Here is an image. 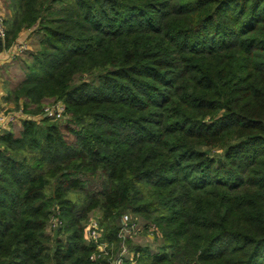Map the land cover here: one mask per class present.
Masks as SVG:
<instances>
[{"label": "trees", "instance_id": "1", "mask_svg": "<svg viewBox=\"0 0 264 264\" xmlns=\"http://www.w3.org/2000/svg\"><path fill=\"white\" fill-rule=\"evenodd\" d=\"M9 7L8 43L42 37L6 98L41 116L0 135V264H111L127 212L156 227L135 264H264V0Z\"/></svg>", "mask_w": 264, "mask_h": 264}, {"label": "built area", "instance_id": "2", "mask_svg": "<svg viewBox=\"0 0 264 264\" xmlns=\"http://www.w3.org/2000/svg\"><path fill=\"white\" fill-rule=\"evenodd\" d=\"M0 39L2 42V49L6 45L7 39V29L5 24V19L3 14L0 11ZM15 50H24L26 48V42L20 41L18 43L13 44ZM3 95V91L0 83V107H1V97ZM65 111V105L62 101H50L47 102L43 107V116H50L52 119H59L63 116ZM41 114L31 115L24 112L23 107L19 106L15 110L1 109L0 108V135L8 129V126L17 122L22 121L23 119H39ZM53 220L54 223L60 224V221L52 217L50 221ZM121 222V231L120 236L123 238V242L121 244V249L118 255L112 260L111 264H135V258L137 257V253L134 250H130L127 245L126 233H142L147 231L148 236L153 237L156 231V227L154 225H144L140 223L137 218L131 217L128 213H124L120 217ZM85 233L87 237L95 244V251L91 255V259L95 260L97 258H101L108 252L109 244L101 239V232L99 229V224L94 217L88 218L85 224ZM130 236V235H129Z\"/></svg>", "mask_w": 264, "mask_h": 264}, {"label": "rangeland", "instance_id": "3", "mask_svg": "<svg viewBox=\"0 0 264 264\" xmlns=\"http://www.w3.org/2000/svg\"><path fill=\"white\" fill-rule=\"evenodd\" d=\"M0 11L3 14V17L6 21V11L4 10V6L0 4ZM42 37V34L39 33L37 30L35 31H30L26 38V48L22 51L17 50V54L9 60L2 62L0 65V83L3 92L8 95V92L13 90L18 83L24 78L25 76V60H30V56L34 54L37 49L39 48V40ZM29 41V43H28ZM78 77H75V80H77ZM3 94L2 97L5 95ZM1 97V98H2ZM6 97V96H5ZM7 99V98H6ZM8 101V100H7ZM9 102V101H8ZM7 104L3 105V108H6ZM18 106L14 105V108H10V110H15L17 109ZM9 109V108H8ZM21 123H17L14 126H18ZM217 155H221L222 152L218 151L216 152ZM102 187V181L100 178H94L88 180L86 183V189L84 192L87 191H98ZM76 193H72L71 196L75 197ZM85 194V193H83ZM99 211L96 209L92 211V214H98ZM129 213V212H127ZM134 218V216H132ZM136 218V217H135ZM57 223H54L53 220H51L47 226V232H54V228L57 226ZM148 232L144 231L142 233H126L125 237L130 239L131 243L134 244V246L138 244H148L152 247L153 250H156V242L153 239V237L148 236ZM130 235V236H129Z\"/></svg>", "mask_w": 264, "mask_h": 264}, {"label": "crops", "instance_id": "4", "mask_svg": "<svg viewBox=\"0 0 264 264\" xmlns=\"http://www.w3.org/2000/svg\"><path fill=\"white\" fill-rule=\"evenodd\" d=\"M0 4L2 5V6H4V10L6 11V21L7 20H9L10 18H11V15H12V12H11V10H10V7H9V0H0ZM32 32L33 30H32V28H27V29H22L19 33H18V35L14 38V40H12V42H10V43H8L7 42V39H6V45L3 47V49H2V51L0 52V65H1V63L2 62H5V61H9V60H11L14 56H15V54H17V50H15V47L13 46V44L15 45V43H18V42H20V41H24V42H27V41H25V38H26V36H27V34L29 33V32ZM28 43H29V41H28ZM2 88V87H1ZM3 91V90H2ZM5 92V91H4ZM3 92V94H5ZM5 96H7L6 94L1 98V109L3 110V109H8V110H10V108H14V102H12L11 100H9V102L7 101V99H6V97ZM48 101V100H47ZM46 101V102H47ZM50 101V100H49ZM6 105L7 104V107L6 108H3V105ZM19 106H21V105H19ZM18 106V107H19ZM17 123H21V121H17V122H15V123H13V124H11V125H9L8 126V129H6L5 130V132L6 131H12L15 135H18L19 134V131H20V129H21V124L20 125H18L17 127L16 126H14L15 124H17Z\"/></svg>", "mask_w": 264, "mask_h": 264}, {"label": "water", "instance_id": "5", "mask_svg": "<svg viewBox=\"0 0 264 264\" xmlns=\"http://www.w3.org/2000/svg\"><path fill=\"white\" fill-rule=\"evenodd\" d=\"M2 51V42H1V39H0V52Z\"/></svg>", "mask_w": 264, "mask_h": 264}]
</instances>
